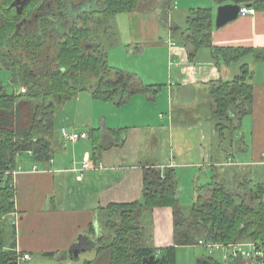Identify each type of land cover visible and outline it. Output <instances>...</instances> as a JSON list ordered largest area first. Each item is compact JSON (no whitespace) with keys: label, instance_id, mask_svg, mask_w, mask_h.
<instances>
[{"label":"crops","instance_id":"1","mask_svg":"<svg viewBox=\"0 0 264 264\" xmlns=\"http://www.w3.org/2000/svg\"><path fill=\"white\" fill-rule=\"evenodd\" d=\"M142 2L154 5L127 12L126 58L108 59L113 66L137 73L146 84L158 85V91L136 93L123 104L97 99L92 93L91 100L82 101L83 91L72 98L77 103L67 115L73 118L58 129L87 132L88 137L73 142L60 136L49 162H37L30 152L27 157L18 156L16 210L5 220L14 225V237L8 244L14 240L17 252L30 254L31 262L39 252L60 254L54 256L57 261L42 259L44 264H83L96 258L100 245L110 239L97 209L111 203L143 201L145 167L171 166L177 171L180 167H221L217 181L225 184L243 176L253 181L263 177L264 60L248 58L254 73L250 78L254 87L252 112L242 118L239 127L227 125L221 130L212 111V83L235 78L243 61L227 64L215 59L208 48L200 49L196 61H191L174 27L186 26L191 8L211 7L215 46L264 48V10L240 15L216 28L221 4L188 0L182 6L181 0H176L169 24L164 25L158 13L161 0ZM70 118L74 123L81 121L86 129L78 130ZM142 136H146L144 150L140 148ZM217 136L221 144L216 149ZM86 158L103 164V168L80 173L78 168ZM174 214L169 206L150 212L149 241L155 247L174 243Z\"/></svg>","mask_w":264,"mask_h":264},{"label":"trees","instance_id":"2","mask_svg":"<svg viewBox=\"0 0 264 264\" xmlns=\"http://www.w3.org/2000/svg\"><path fill=\"white\" fill-rule=\"evenodd\" d=\"M13 1L0 0V68L10 72L17 86L16 91L8 92L0 80V264H18L21 255L14 240L9 245L5 238L9 225L14 226L5 218L16 210L14 174L10 171L17 169L18 156L24 152L32 151L37 162L51 161L61 142L56 127L58 107L87 90L97 99L117 104L126 103L139 92L158 91V85L146 84L137 73L111 65L103 40L93 34L95 24L101 25L111 15L135 11L145 0H97L95 9L85 10L68 23L58 12L40 15L32 31H18L17 23L32 15L35 2L18 13ZM215 1L223 5L251 4L257 10H264V0ZM65 2L59 0L61 9ZM175 2L161 0L158 13L162 24H169ZM66 23L64 40L56 44L57 50L50 57L48 50L55 40L53 35L56 30L66 29L63 25ZM213 29L211 7L191 8L186 26L174 27L191 61H196L202 48L210 49L215 59L227 64L243 61L239 75L213 82L211 91L217 128L222 130L227 125L237 128L242 118L252 112L254 102V87L250 82L254 73L247 59L264 60V48L215 46ZM93 39L97 42L91 43ZM94 131L92 128L91 134ZM144 173L143 201L111 203L97 209L96 214L110 239L100 245L96 258L83 264H146L144 257L151 255L161 258L158 264H177V250L181 246L197 245L205 240L264 241V182L244 179L233 191L225 183L211 181L200 186V193L186 213L178 200L176 168L149 166L144 168ZM168 206L175 213L174 243L157 248L145 236L147 222L146 216L144 221L143 217L155 207ZM197 263L224 264L209 253L198 257Z\"/></svg>","mask_w":264,"mask_h":264},{"label":"rangeland","instance_id":"3","mask_svg":"<svg viewBox=\"0 0 264 264\" xmlns=\"http://www.w3.org/2000/svg\"><path fill=\"white\" fill-rule=\"evenodd\" d=\"M186 1L188 2V0H181L180 5H182ZM193 1H197V0H193ZM209 3L211 5L213 4L212 1H210ZM209 3H208V5H210ZM97 4H98L97 0H80V1L77 0V2L75 3L76 9H74L73 12H71V10H70L67 14L68 9L66 7L64 8L67 10H65V12H66V14H64L65 16H62L63 21L68 23V21H70V20H76L75 18L81 16L85 10L89 11V10L95 9ZM149 5H154V2H150V3L141 2L137 6L136 9L142 10L143 7H145V6L147 7ZM51 13H53V12H48V13L46 12V14H49V15ZM58 14H61V12H58ZM73 15H75V16H73ZM58 18L59 17H56L55 19L60 21V19H58ZM67 23H66V25L63 24L66 29L63 30L61 28L63 26H61L60 27L61 30L59 32L56 30V32L54 33L53 38L55 40L53 41V43L51 44V47L48 50V54L50 55V57H52V54H54L57 50L56 44L58 42L64 40L63 34L68 28ZM127 24H128L127 23V12L111 15L110 17L106 18V20L104 19L102 21L101 25L95 24L96 26L94 27L93 34L95 37L99 36L97 38H99V39L101 38V40H103V45H104L109 57H111L113 59V61H116V60H114L116 58H119L120 60L121 59L124 60L126 58V53L129 51L125 45L126 39H127ZM108 27H111V29H109ZM34 28H36L35 24L33 25V27L32 26L28 27V30L32 31ZM92 41H90V42L94 43L96 40L93 39ZM259 63H261V62H259ZM48 67H49V65H48ZM0 80L2 82H4V85H5L8 92H14L17 90V86L11 80L10 72L8 70L0 68ZM81 97H82L81 98L82 101H85L86 98H90V100L92 99L91 92L88 90L84 91L82 93ZM94 101L99 103V104H106L103 101H98V100H94ZM76 103H77L76 99H69L67 102H65V105H64L65 107H63V106L60 108L58 107V110L56 113V125H57L56 127H57V129L62 124H64V121H66V122L68 121V119L71 115H69V117H68L67 112L71 108L74 109L75 107H73V106H74V104L76 105ZM95 113L97 114L96 110H95ZM88 115L92 116V115H94V113L89 112ZM99 115L100 114H98L97 116L99 117ZM71 117L73 118V116H71ZM72 118H70V119H72ZM73 121L74 120L72 119V121L70 120L69 122H71L73 126L75 124L78 130L86 129V126L80 123L81 121H79V122L77 121L75 123ZM66 128L69 130L68 127H66ZM61 130L62 129H60V130L58 129L59 136H60ZM61 136H62V134H61ZM146 136H142V138H141L140 148L142 150L145 149ZM227 137L229 138L230 136H227ZM220 144H221V137L217 136V140L215 141L216 149H217V145H220ZM22 155H23V157H27L26 156L27 152L22 153ZM220 169H221V167H217L216 169H210V170H202L201 168H195L193 166L192 167H180L178 169V171H177L178 172V183H179V185H178L179 186V193H178L179 199L178 200H179V204L183 208L184 212L187 213L189 211L192 203L194 202V200L196 199V197L200 193L199 189H200L201 185L207 184L210 181H214V180L217 181L221 178L220 177ZM262 170H263V177L262 176L259 177L257 182L258 181H264V169H262ZM243 179H245L244 176L237 178L230 183H226V185L229 187V189H233V191H236L237 186L241 183V181ZM149 214L146 213V215H144V217H143V221H144V218L146 216L147 227H146L145 236H146L147 240L150 239L151 225H152L151 224L152 219H151ZM7 221H9L8 218H7ZM3 227L5 228L6 226L4 225ZM13 231H14V228L9 225L8 231L7 232L5 231V233H6L5 238L7 239V241L11 240L14 237ZM250 241L251 240H247V239L244 240V242H250ZM232 242H234V241H232ZM223 243H229V242H223ZM177 254H178L177 255V264H198L197 263L198 257H200L202 255L208 256V252L206 251L205 247L201 244L181 246L178 248ZM86 256L89 257L90 255H86ZM215 256L218 259H220V256L218 254H216ZM69 257H70V253H68V258ZM42 259L44 261H48V260L57 261L58 260V259H55L54 256L47 254V252H41V253L39 252V253L35 254L34 261L31 262V260H29V261H27V264H44ZM37 260H39V261H37ZM55 264H58V263L56 262Z\"/></svg>","mask_w":264,"mask_h":264},{"label":"built area","instance_id":"4","mask_svg":"<svg viewBox=\"0 0 264 264\" xmlns=\"http://www.w3.org/2000/svg\"><path fill=\"white\" fill-rule=\"evenodd\" d=\"M240 15L255 14L257 9L248 4H240ZM61 134L63 138L70 141H78L81 138H87V132H73L69 131L66 127H62ZM30 153H33L30 151ZM97 167L103 168V164H96L91 159L86 158L82 166L78 168L80 173H83L89 169H95ZM14 175L16 170L10 171ZM83 174H81L82 176ZM80 176V177H81ZM206 249V251L215 256L218 254L220 260L224 264H264V241H234L229 243L215 242V241H201L200 243ZM31 259V255L24 253L19 255L18 263Z\"/></svg>","mask_w":264,"mask_h":264},{"label":"flooded vegetation","instance_id":"5","mask_svg":"<svg viewBox=\"0 0 264 264\" xmlns=\"http://www.w3.org/2000/svg\"><path fill=\"white\" fill-rule=\"evenodd\" d=\"M80 1V0H79ZM35 2V4L32 6V15L31 16H24L20 22L17 23V30H28V27L35 24V20H37L40 15L46 14V12H61V17L65 16L66 14L65 10L68 12L71 10L73 12L74 9H76L75 3L77 0H66V5L63 6L61 9V6L59 4V0H14L13 5L15 6V9L18 11V13H21L25 10L28 4ZM67 9H64V8ZM70 12V13H71ZM75 16V15H73Z\"/></svg>","mask_w":264,"mask_h":264},{"label":"water","instance_id":"6","mask_svg":"<svg viewBox=\"0 0 264 264\" xmlns=\"http://www.w3.org/2000/svg\"><path fill=\"white\" fill-rule=\"evenodd\" d=\"M240 7L241 5L236 2L219 5L217 8V13L215 18L216 28H220L223 25L227 24L228 22L237 19L240 16ZM160 259L161 258L157 257L156 255H151L144 257V262L146 264H158L160 262Z\"/></svg>","mask_w":264,"mask_h":264}]
</instances>
